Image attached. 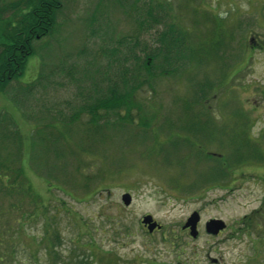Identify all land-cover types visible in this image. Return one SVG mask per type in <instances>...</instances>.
<instances>
[{"label":"rangeland","instance_id":"1","mask_svg":"<svg viewBox=\"0 0 264 264\" xmlns=\"http://www.w3.org/2000/svg\"><path fill=\"white\" fill-rule=\"evenodd\" d=\"M61 1L56 31L35 41L17 79L47 76L29 111L68 114L66 103H84L92 82L105 95L108 83H121L122 66H133L130 52L113 58L111 47L139 35L128 14L135 0ZM160 2L172 16L162 29L183 27L198 57L184 56L182 70L154 59L153 76L134 94L133 126L104 109L102 125H86L90 115L73 123L61 112L23 115L13 87L0 89V264H264V0ZM153 27L141 40L156 48L162 29ZM194 212L196 238L182 230ZM145 215L163 229L145 230ZM210 219L226 224L219 235L206 232Z\"/></svg>","mask_w":264,"mask_h":264},{"label":"trees","instance_id":"2","mask_svg":"<svg viewBox=\"0 0 264 264\" xmlns=\"http://www.w3.org/2000/svg\"><path fill=\"white\" fill-rule=\"evenodd\" d=\"M155 1L158 3L155 6L152 2L148 4V0H135L133 3L131 2L128 14H132V19L136 22V27H139V35L133 38V40H129L128 36L123 35L117 38L116 46L111 47V57L116 58L119 50L124 49L121 55L125 57V51L127 50L130 52L128 58H131L133 61L132 68L129 63L122 66L120 71L121 83H108L106 92L104 93L105 95H102L99 92L96 82H92L90 90H87L91 93L87 92L88 94L82 96L85 100L84 103L81 105L73 104L71 101L66 103L67 108L71 110L68 114L60 107H50L46 111L42 109L41 113L36 111L37 109L29 111L33 107L32 104L37 101L36 96H39L41 90L45 89L44 83L48 82L46 75L40 74L31 84H20L17 81L23 75L29 57L36 51L35 41L46 39L56 31L58 26L57 14L62 8V1L16 0L11 4L9 3L7 7L0 8V89L7 92L9 86L13 87L9 95L12 96L13 103L21 110L23 115H39V117L42 115L43 117L47 112H53L57 115L61 112L59 117L63 123L78 122L83 115H90L91 117L87 121L89 124L85 123L86 125H102L99 121L103 118L101 119L102 114L99 111L104 109L108 115L110 113L115 114L114 121L120 120L125 122V124L133 126L135 122L132 119L133 117H131V113L135 108L137 110L141 109L140 104L137 105L133 101L134 94L141 88L143 83L149 82V77L153 76L154 59L161 56L162 58L168 59L169 64H173L175 68L183 69L185 57H193L194 59L198 57V50L187 46V44L192 42L191 34L188 31L186 32L183 27L171 22L170 25H167L166 29H162L160 24L166 23L165 18H172L169 13L170 7L169 4L162 3L160 0ZM142 2L143 4H141ZM7 9H11L10 15L5 18L3 13L8 11ZM15 10L22 11V13H18ZM208 19L211 21V18L208 17ZM153 26H159L162 29L160 30L158 28L157 33L153 35L156 48L151 47L153 45L148 44L147 41L144 40V42L141 40V34L149 33L154 28ZM140 43H143V47L141 52L137 53L135 48ZM191 49L193 55L187 54L191 52ZM102 51H104V48ZM118 58L120 59V57ZM75 68L77 66L72 64L68 69V75L72 74ZM145 75L147 79L144 78ZM75 81L78 85V80ZM80 90V93H83L81 88ZM94 93H98V95L94 97ZM122 110L126 111L124 116L120 115ZM148 118L150 117L141 115L140 123L147 124ZM3 121L5 125L14 123L12 119H9V121L3 119ZM108 121L109 119L106 122ZM15 131L17 130L14 129ZM22 174V167H18L17 171L14 172L16 177L22 176ZM14 175L9 177L8 181L12 180ZM16 177L10 183L13 187L18 181ZM22 178V181H20L21 184H18V186H21L20 190L22 186L23 189L25 187L24 175ZM16 221H20V219Z\"/></svg>","mask_w":264,"mask_h":264},{"label":"water","instance_id":"3","mask_svg":"<svg viewBox=\"0 0 264 264\" xmlns=\"http://www.w3.org/2000/svg\"><path fill=\"white\" fill-rule=\"evenodd\" d=\"M123 203L125 205H130L132 201V196L130 193H125L122 196ZM200 214L198 212L192 213L189 217V220L183 226V229L190 228V235L193 238H196L199 234L198 224L200 222ZM142 224L148 228L150 233H153L155 229L160 228L161 226L157 221L154 220L152 215H145L142 219ZM226 224L220 219H212L206 223V232L211 235H218L220 231L224 230Z\"/></svg>","mask_w":264,"mask_h":264},{"label":"flooded vegetation","instance_id":"4","mask_svg":"<svg viewBox=\"0 0 264 264\" xmlns=\"http://www.w3.org/2000/svg\"><path fill=\"white\" fill-rule=\"evenodd\" d=\"M206 151H208V150H206ZM208 153V156L209 157H212V158H216V159H223V157H224V155L223 154H221V153H218V152H213V151H211V150H209V152H207ZM201 188H205V185H203V186H201ZM155 220V219H154ZM189 220V217L187 218V220L186 221H188ZM210 220H212V219H210ZM209 220V221H210ZM155 221H157V220H155ZM200 221H201V219H200ZM158 222V221H157ZM159 223V222H158ZM186 223V222H185ZM184 223V224H185ZM159 225L161 226L160 228H157V229H155L154 230V232H157V231H161L162 229H163V226L159 223ZM199 225V224H198ZM184 226V225H183ZM183 226H182V230H184V231H189V234H190V232H191V230H190V228H186V229H183ZM143 227H144V229L145 230H148V228L146 227V226H144L143 225ZM153 232V233H154ZM215 262H217V261H215Z\"/></svg>","mask_w":264,"mask_h":264}]
</instances>
